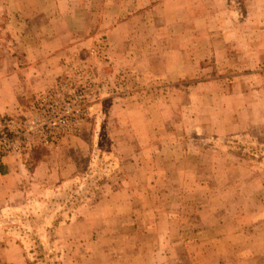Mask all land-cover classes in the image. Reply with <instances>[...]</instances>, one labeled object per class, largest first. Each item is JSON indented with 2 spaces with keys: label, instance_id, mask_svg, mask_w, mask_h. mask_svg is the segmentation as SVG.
<instances>
[{
  "label": "rangeland",
  "instance_id": "rangeland-1",
  "mask_svg": "<svg viewBox=\"0 0 264 264\" xmlns=\"http://www.w3.org/2000/svg\"><path fill=\"white\" fill-rule=\"evenodd\" d=\"M53 36L65 74L0 130L72 81L96 100L55 146L0 153L55 171L0 206L2 247L20 264H127L181 253L169 219L190 247L244 222L247 249L224 262L264 264V0H0V66Z\"/></svg>",
  "mask_w": 264,
  "mask_h": 264
},
{
  "label": "crops",
  "instance_id": "crops-1",
  "mask_svg": "<svg viewBox=\"0 0 264 264\" xmlns=\"http://www.w3.org/2000/svg\"><path fill=\"white\" fill-rule=\"evenodd\" d=\"M70 33L75 35L77 32L71 30ZM87 35L86 45L89 46L94 39L93 32L87 31ZM56 40V37H50L47 41L49 46H41V44L23 46L21 49L24 59L21 62L1 63L0 125L7 113L27 107L31 103V98L65 74L67 67L59 58L62 54H54ZM33 154L0 158V206L7 204L6 202L17 203L25 199L30 188L39 186V183L49 182L54 177L53 162L48 160L36 162ZM174 222L169 219L161 225L164 227L165 239L172 252L177 247L182 249L180 254L174 256L175 252H173L170 258L164 259L160 251H153L158 249L157 247L148 251L144 249L130 260H126L127 264H170L171 261L172 264H225L224 261L227 260L230 252L234 249L244 252L247 249L244 246H247L250 240V236L247 237V233L242 229L244 222H241L237 228L241 231L237 234L225 232L214 240L206 238L196 243V247H190L187 243L193 242L189 243L187 239H183L184 234L180 232V226L176 229L177 232L175 231ZM196 248L197 250H194ZM3 257H6L5 260ZM14 261L20 264L18 254L7 247L3 248L0 243V264H14Z\"/></svg>",
  "mask_w": 264,
  "mask_h": 264
},
{
  "label": "built area",
  "instance_id": "built-area-1",
  "mask_svg": "<svg viewBox=\"0 0 264 264\" xmlns=\"http://www.w3.org/2000/svg\"><path fill=\"white\" fill-rule=\"evenodd\" d=\"M72 82L43 93L27 112H16L4 119L0 153L22 154L38 147H53L63 134L78 127L89 111L91 95L93 101L96 100V83L92 80L84 84Z\"/></svg>",
  "mask_w": 264,
  "mask_h": 264
},
{
  "label": "trees",
  "instance_id": "trees-1",
  "mask_svg": "<svg viewBox=\"0 0 264 264\" xmlns=\"http://www.w3.org/2000/svg\"><path fill=\"white\" fill-rule=\"evenodd\" d=\"M55 264H57V263H55Z\"/></svg>",
  "mask_w": 264,
  "mask_h": 264
}]
</instances>
